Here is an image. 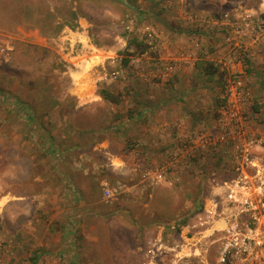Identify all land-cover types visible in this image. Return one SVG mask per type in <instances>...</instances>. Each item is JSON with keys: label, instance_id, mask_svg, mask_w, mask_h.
<instances>
[{"label": "rangeland", "instance_id": "1", "mask_svg": "<svg viewBox=\"0 0 264 264\" xmlns=\"http://www.w3.org/2000/svg\"><path fill=\"white\" fill-rule=\"evenodd\" d=\"M132 35L146 53L127 49ZM229 81L244 103L236 114ZM162 99L190 117L169 151L160 147L171 134L154 131L146 112L160 117ZM242 184L263 198L264 0H0V257L16 253L4 252L2 211L25 194L23 210L54 218L65 241L44 239L70 264H248L242 240L257 221L227 194ZM213 195L233 208L232 223L199 240L203 254L179 253L194 229L177 227L198 220Z\"/></svg>", "mask_w": 264, "mask_h": 264}, {"label": "crops", "instance_id": "2", "mask_svg": "<svg viewBox=\"0 0 264 264\" xmlns=\"http://www.w3.org/2000/svg\"><path fill=\"white\" fill-rule=\"evenodd\" d=\"M73 71H75L72 74L74 82L80 83L81 73L79 72V70L78 71L73 70ZM150 100H151L150 103H152V101L155 102V100L153 99ZM171 101L172 99L161 100L162 105H161L160 114L162 115L160 117L157 116L158 114L157 110L153 109L154 106H152L151 108L149 107L148 110H146V112L149 115H151V128L154 131L162 128L163 131L162 135L167 134L168 137L171 134L170 138L163 139L164 145L160 147L162 150L165 151H169L177 147V145L173 143L174 139L175 137H178L179 135L185 133V129L187 128L188 122L190 121V117H187L189 114H187V112L184 111L183 109L182 110L171 109V111H169L168 107L166 106L170 105L167 103H170ZM155 138L156 137L152 138V140L150 141L148 145L149 149L151 148L153 150H156L159 147L160 139L159 138L155 139ZM153 171H154L153 169L148 170V174H150ZM225 183H228V181H225ZM258 187L260 188L261 186L259 185ZM251 188L252 187L247 184H242L241 188H238L236 186L232 187V185H230V189H228L227 194L229 196H234V197L237 196L245 197L248 195H250L251 197L258 196V194H256ZM214 190L215 187L213 188V191L211 190V192H214ZM238 190H241L240 194ZM14 195L17 196L16 198H19L17 199L19 200L17 201L18 203H14L13 201L10 200L7 201V204L5 205L1 214V218H2L1 226L3 225L2 231L5 232L4 235H2L1 233V236L4 237L8 236L10 238V241L8 242V246H5L6 250H4V252L6 253L8 250L16 248L15 250L16 253L13 254V256L9 254L1 256L0 264H59V262L60 264H63L61 263V261L63 260H65V264H70L69 262L70 260H68L67 257H64V259H62L63 257L61 255L62 253L61 249H59L58 247L50 246V244L48 243L49 240L44 239L45 237L48 236L52 237V233L54 232V237L52 240L54 241L53 243L55 245H56L55 241L59 243L65 241L63 239L64 238L63 233L58 230L60 228H54L53 231L51 230V226L49 224L55 221L54 218H52L49 222H47V221H43L44 217L43 216L39 217L40 216L39 215L35 219L32 211H30L28 214V211L26 209L23 210V208H27L24 202H26L27 200L26 198H28V196L30 197V195H25V194H14ZM226 199L228 200L230 198L227 197ZM220 200L221 199L215 195L213 199L214 202L213 205H211L210 207H207L205 205L201 210L196 211L197 214L194 213L199 216L198 220L193 219L191 221H187L181 226L180 231H182V235L184 236L186 235L187 230L194 229V235L192 237V240L194 242L189 241L188 236L187 237L185 236V242L183 243L182 247L179 249V253L185 254L188 252H192L195 255L203 254L205 248L203 246V242L198 244L199 240H204L205 235L211 234L212 232L217 233V231H219L220 228H224L226 225L232 223V222H228L229 219L228 215L232 214L233 208L229 207L228 204L223 206V203L222 206H218ZM15 205H17L18 207H16ZM15 208L18 209L20 214L22 212L25 214L23 215L22 218H20L21 220L18 222L10 218V214L12 213L13 210H15ZM36 209H41L40 212L42 213H48V214L50 213V211L40 203L39 206H36ZM208 210L210 211V213H208ZM150 212L152 214H155L154 209H151ZM161 213L163 212L160 211L156 212V214H161ZM159 227H161L160 223H159ZM17 235H19L18 237H20V239L19 240L17 239V241H13L12 239H14V237L17 238L16 237ZM210 239H212V237ZM144 264H152V262L150 260L148 261V263L144 261Z\"/></svg>", "mask_w": 264, "mask_h": 264}, {"label": "built area", "instance_id": "3", "mask_svg": "<svg viewBox=\"0 0 264 264\" xmlns=\"http://www.w3.org/2000/svg\"><path fill=\"white\" fill-rule=\"evenodd\" d=\"M234 81L241 82V78L239 75H234ZM227 89L230 93V96L228 98L227 102V108H230V111H233V114H236V110L241 107L244 103L241 100L240 97L237 99H234L231 97V94L233 93V83L229 81V83L226 84ZM242 205L244 211H250L251 217L253 221L255 220L257 226L255 228H250V231L242 240V247L243 250L247 252V256L250 259L248 264H264V262L261 260V251L259 247L262 245V235L261 233L258 234L261 230V225L264 223V195L263 198L258 200H254L250 195L243 197L242 199ZM264 225V224H263ZM264 227V226H263ZM255 232V235L253 233ZM234 239V240H233ZM236 244L235 238L229 239L223 247L221 260L223 262L226 261V257L228 254V251L234 247Z\"/></svg>", "mask_w": 264, "mask_h": 264}, {"label": "trees", "instance_id": "4", "mask_svg": "<svg viewBox=\"0 0 264 264\" xmlns=\"http://www.w3.org/2000/svg\"><path fill=\"white\" fill-rule=\"evenodd\" d=\"M143 12V11H142ZM73 17L77 16L76 11L71 12ZM131 46H134L135 51H133L132 53H135L136 55H141L143 53H146L149 50V44L146 43L144 40L139 39V37L132 35L130 36L129 39H127V49H129ZM128 60V59H126ZM205 66H206V72L208 74H213L217 71V67H214L211 63L205 62ZM100 95L110 101V102H115V103H119L122 99L118 94L113 93L112 91H110L107 88H102ZM202 209V208H201ZM188 215H186L185 218H187ZM186 221H184L185 223ZM179 230L181 229V227H177ZM202 264H206V263H202Z\"/></svg>", "mask_w": 264, "mask_h": 264}]
</instances>
